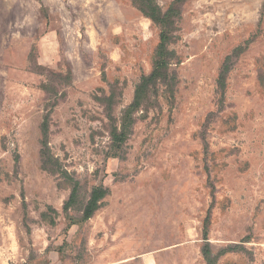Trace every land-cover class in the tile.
<instances>
[{
  "label": "rangeland",
  "instance_id": "rangeland-1",
  "mask_svg": "<svg viewBox=\"0 0 264 264\" xmlns=\"http://www.w3.org/2000/svg\"><path fill=\"white\" fill-rule=\"evenodd\" d=\"M157 1L167 9L175 0ZM159 40L160 28L131 0H0V264H206L210 207L214 251L248 250L219 264H264V0L182 4L173 94L158 86L111 157L99 97L114 93L120 126ZM238 45L246 48L221 109L219 67ZM55 101L50 146L81 185L68 215L69 183L41 166L40 126ZM102 183L111 193L84 221ZM48 206L55 224L41 217Z\"/></svg>",
  "mask_w": 264,
  "mask_h": 264
},
{
  "label": "trees",
  "instance_id": "trees-1",
  "mask_svg": "<svg viewBox=\"0 0 264 264\" xmlns=\"http://www.w3.org/2000/svg\"><path fill=\"white\" fill-rule=\"evenodd\" d=\"M186 0H175L167 9H163L157 0H131L136 8L154 24L160 28V40L156 47L152 70L149 74L142 75L139 83L136 85L134 97L132 102L124 109L121 117L120 126L116 123V118L113 115V105L115 103V96L112 93L106 97H99L101 102L106 104L108 110V117L111 121V138L112 147L115 150L110 156L118 157V150L122 148L123 144L129 138L132 128L136 122V112L146 103L152 102L151 96L158 94L159 85L163 84L169 88L173 94L174 86L176 84V74L171 71V65L173 60L178 58L175 49L171 48L172 43L176 40L177 23L181 16V6ZM244 45H238L234 47L222 61L218 76L216 79V93L217 102L222 109L225 106L226 92L228 88V77L237 60L245 51ZM71 78V73L68 75ZM259 79L264 84V72L259 71ZM47 92H51V86L44 85ZM56 96L63 98L64 93ZM57 104L55 102H49L50 108L47 109L43 121L41 123V166L42 169L51 173L52 175H59L64 181L69 183L71 192L68 199L63 204V210L68 215L69 211L79 204L81 185L80 181L74 178L68 171L62 166L61 161L52 152L50 146V134H51V121L52 113ZM202 141L205 146L208 147L207 137L202 134ZM17 162L19 156H17ZM213 191L215 190L214 185ZM111 193V189L103 183L94 186L90 192V196L87 202L82 208L83 220L87 221L91 219L95 213L101 209L105 202L104 199ZM23 206L27 210V203L22 193ZM52 213L57 214V210L52 206H48L46 211H43L41 217L44 220H49L51 224H55L56 220ZM212 223V208L210 207L204 220L203 225V239L204 243L201 247V253L205 259L206 264H219L220 258L228 252H248L243 243H235L227 245L214 251L213 245L209 239L210 226ZM249 239V237H246ZM242 240L247 241V240Z\"/></svg>",
  "mask_w": 264,
  "mask_h": 264
}]
</instances>
